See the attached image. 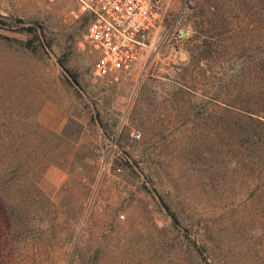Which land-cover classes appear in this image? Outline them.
I'll list each match as a JSON object with an SVG mask.
<instances>
[{
	"label": "rangeland",
	"instance_id": "374dc122",
	"mask_svg": "<svg viewBox=\"0 0 264 264\" xmlns=\"http://www.w3.org/2000/svg\"><path fill=\"white\" fill-rule=\"evenodd\" d=\"M157 7L150 48L96 78L74 0H0V264H264L225 110L262 107L264 0Z\"/></svg>",
	"mask_w": 264,
	"mask_h": 264
},
{
	"label": "built area",
	"instance_id": "2783aa9c",
	"mask_svg": "<svg viewBox=\"0 0 264 264\" xmlns=\"http://www.w3.org/2000/svg\"><path fill=\"white\" fill-rule=\"evenodd\" d=\"M70 14L86 22L84 40L95 52L91 75L96 78L129 70L150 48L160 18L158 0H74ZM131 139L140 131L132 129Z\"/></svg>",
	"mask_w": 264,
	"mask_h": 264
},
{
	"label": "trees",
	"instance_id": "16d2710c",
	"mask_svg": "<svg viewBox=\"0 0 264 264\" xmlns=\"http://www.w3.org/2000/svg\"><path fill=\"white\" fill-rule=\"evenodd\" d=\"M262 73L264 75V69ZM253 103L255 105L262 104V107L255 111L250 107L227 104L225 110L235 120V122H231L232 124L235 126L240 124L241 138L239 141L246 151L243 156L247 160H250L252 156L257 158L258 174L264 187V99ZM254 151H256V155H254Z\"/></svg>",
	"mask_w": 264,
	"mask_h": 264
}]
</instances>
